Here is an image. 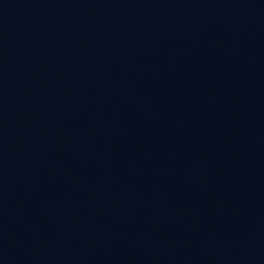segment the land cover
Masks as SVG:
<instances>
[{"label":"water","instance_id":"95a60500","mask_svg":"<svg viewBox=\"0 0 264 264\" xmlns=\"http://www.w3.org/2000/svg\"><path fill=\"white\" fill-rule=\"evenodd\" d=\"M0 264H264V0H0Z\"/></svg>","mask_w":264,"mask_h":264}]
</instances>
